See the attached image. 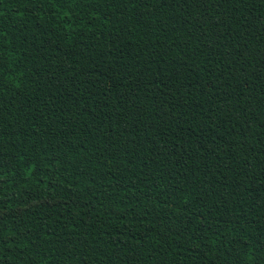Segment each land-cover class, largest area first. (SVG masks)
<instances>
[{
    "label": "trees",
    "instance_id": "trees-1",
    "mask_svg": "<svg viewBox=\"0 0 264 264\" xmlns=\"http://www.w3.org/2000/svg\"><path fill=\"white\" fill-rule=\"evenodd\" d=\"M0 264H264V0H0Z\"/></svg>",
    "mask_w": 264,
    "mask_h": 264
}]
</instances>
